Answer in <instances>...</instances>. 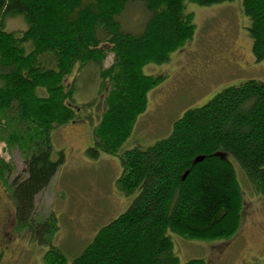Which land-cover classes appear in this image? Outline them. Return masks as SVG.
<instances>
[{"label":"trees","instance_id":"trees-1","mask_svg":"<svg viewBox=\"0 0 264 264\" xmlns=\"http://www.w3.org/2000/svg\"><path fill=\"white\" fill-rule=\"evenodd\" d=\"M231 1L0 0V139L16 145L26 164L24 175L4 183L22 228L40 227L36 238L47 245L42 264H212L199 257L181 262L174 236L229 242L241 234L252 204L238 170L264 196V79L225 86L187 108L167 136L121 151L148 108L149 91L166 76L144 67L168 61L195 37L188 5ZM240 2L254 59L262 61L264 0ZM134 8L143 16L139 27L127 29L121 16ZM10 16H22L27 28L8 30ZM109 52L113 62L100 74L103 112L87 152L119 156L117 188L132 199L70 258L53 239L56 215L38 223L32 211L66 160L64 149L54 156L52 130L85 110L73 102L77 81H67L77 66L101 65ZM208 56L211 62L222 55L213 49ZM86 112L82 118L92 123ZM13 172L0 153V178Z\"/></svg>","mask_w":264,"mask_h":264},{"label":"rangeland","instance_id":"rangeland-1","mask_svg":"<svg viewBox=\"0 0 264 264\" xmlns=\"http://www.w3.org/2000/svg\"><path fill=\"white\" fill-rule=\"evenodd\" d=\"M188 9L195 13V37L182 50L173 52L168 61L144 67L148 74L163 73L166 76L149 91L148 108L138 117L121 151L137 143L147 146L167 136L174 120L187 108L205 103L225 86L245 78L264 79V60L254 59L249 20L241 15L240 0L209 6L189 4ZM139 12H142L141 8H134L121 16L125 28L139 27L143 16ZM5 25L12 31L25 30L28 26L22 16L8 17ZM213 49L220 56L227 54L228 57L231 51L239 53L241 66L231 71L233 75L212 78L213 70L201 67ZM113 59L114 54L109 52L103 64L79 65L70 75L68 83L73 78L77 81L73 102L85 110L76 120L52 130L54 156L64 149L66 160L49 185L36 196L32 211L38 223L51 214L56 215L58 229L53 239L69 257L81 251L97 230L124 211L132 199L117 188L122 172L119 156L100 151L98 157H92L87 152L93 145L92 125L103 112L101 70ZM201 83L204 86H200ZM86 108L91 110L92 123L82 118L88 111ZM0 153L14 164L11 176L6 175V180L0 178V264H42L47 245L36 238L40 227H34V230L22 228L16 217L13 197L4 183L25 174V160L16 145L1 139ZM238 172L254 212L241 234L229 242L219 238L202 241L174 236L181 262L199 257L212 264H240L241 249H253L264 242V196L253 190L243 173Z\"/></svg>","mask_w":264,"mask_h":264},{"label":"flooded vegetation","instance_id":"flooded-vegetation-1","mask_svg":"<svg viewBox=\"0 0 264 264\" xmlns=\"http://www.w3.org/2000/svg\"><path fill=\"white\" fill-rule=\"evenodd\" d=\"M240 55L238 52L231 51L229 53V56L227 57V54L222 55L220 58H215L211 62L209 60H205L201 63V67L204 69H212L213 70V77L216 78L223 74L230 73L233 69H236V67L241 66L240 62ZM214 65L212 67L211 65ZM234 74V72H233ZM200 86H204V83H201ZM254 212L251 211L250 214L247 216V220L249 219V216L253 215ZM264 225V223H263ZM263 233H264V229ZM262 248L260 251L253 252L250 248L245 247L244 249H241L239 254L241 253V262L240 264H264V243L261 245Z\"/></svg>","mask_w":264,"mask_h":264}]
</instances>
